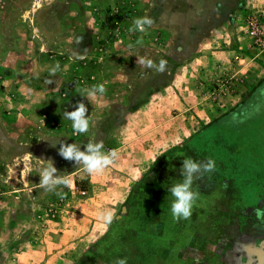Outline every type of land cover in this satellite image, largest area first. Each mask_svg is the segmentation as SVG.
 Masks as SVG:
<instances>
[{"label": "rangeland", "instance_id": "rangeland-1", "mask_svg": "<svg viewBox=\"0 0 264 264\" xmlns=\"http://www.w3.org/2000/svg\"><path fill=\"white\" fill-rule=\"evenodd\" d=\"M143 16L155 19L147 34L130 32ZM100 83L103 97L80 95ZM80 101L83 134L62 118ZM217 124L249 135L214 127L215 145L264 154V0H0V264H264V214L240 232L223 184L202 194L195 181L192 216L172 217L183 148ZM60 139L102 141L118 158L89 175L51 147ZM48 159L70 180L62 198L39 183ZM244 185L254 195L256 182ZM106 209L110 225L97 217Z\"/></svg>", "mask_w": 264, "mask_h": 264}, {"label": "clouds", "instance_id": "clouds-1", "mask_svg": "<svg viewBox=\"0 0 264 264\" xmlns=\"http://www.w3.org/2000/svg\"><path fill=\"white\" fill-rule=\"evenodd\" d=\"M155 23V19L150 16L137 17L133 20V25L129 29L130 32L138 31L142 34H147L148 28ZM136 43L142 45L143 37H140ZM132 47V45H130ZM86 51V50H85ZM85 51H78L77 58L83 59ZM137 63L144 66L147 69H153L161 74L167 70V61L160 60L159 63H155L151 59L145 57H137ZM67 66H65L66 70ZM62 71L59 62L51 67L49 74L54 77L58 72ZM49 85L56 83L54 79H48ZM106 86L104 83L93 85L91 88L80 90V95L86 97L88 101L90 99H98L106 94ZM74 107V110L63 111V119L71 121V126L74 132L83 134L89 131L91 126V118L88 115V107L85 103L80 101ZM59 144L58 154L65 160L74 161L75 164H82L84 170L89 175H102L104 171L113 165L117 158L118 152L115 149H110L105 152L102 141L95 143H87L83 150H81V144L66 143L64 140H58L51 142V147L55 148ZM47 167L43 168L40 172V185L45 191L54 192L57 196L62 198V192L57 191L61 187H67L70 185V180L62 175L61 172L54 166V161L51 159L46 160ZM216 169V163L213 159L206 160H194L191 157H187L183 160L182 166L179 169L181 180L172 184L168 188V192L173 197L171 203V214L174 220L179 221L181 219L187 220L192 216V210L194 203L199 197V193L193 190V184L195 181L204 180L206 175H210ZM227 187V185H225ZM97 217L100 221L106 225H110L114 219V213L110 209L102 210L97 213ZM113 264H127L126 258H118Z\"/></svg>", "mask_w": 264, "mask_h": 264}, {"label": "crops", "instance_id": "crops-1", "mask_svg": "<svg viewBox=\"0 0 264 264\" xmlns=\"http://www.w3.org/2000/svg\"><path fill=\"white\" fill-rule=\"evenodd\" d=\"M86 101L88 100L86 99ZM214 127H217L224 133H230V135L237 131L239 132L238 137L241 139L244 138V135H249L246 129L247 125L226 127L224 124H217L204 129L201 133L192 138L187 146H184L183 150L186 158L191 157L197 161L206 160L209 156L216 157L219 162L220 171L215 169L213 173L206 175L204 180L197 181V191L206 194L217 189L222 184L223 185L220 187L221 189L223 186L225 187V185H227L225 189L231 194L230 198L234 206V220L239 223L238 230L241 232L249 227L252 228V215L257 213L264 214V154L250 161L249 159L244 158L245 154L243 151H238L239 148L237 151H233L223 142L217 143L220 144V146L215 145L216 143L213 139L215 135L213 134L218 132V130ZM238 137L237 139H239ZM239 143L241 144L240 148L242 150L249 147L246 143L242 144L241 140ZM213 151L216 152L211 155V152ZM239 170L243 171V173H241L243 176L245 175V179L242 177L236 179L235 174L238 172L234 173V178L231 176L233 171ZM250 181L252 184L256 182V192L254 195H250L246 198L242 192V185ZM245 188L246 186L244 185V190Z\"/></svg>", "mask_w": 264, "mask_h": 264}, {"label": "built area", "instance_id": "built-area-1", "mask_svg": "<svg viewBox=\"0 0 264 264\" xmlns=\"http://www.w3.org/2000/svg\"><path fill=\"white\" fill-rule=\"evenodd\" d=\"M252 25V31H251V34L252 35H256L257 34V24H255L254 22L251 23ZM256 33V34H255Z\"/></svg>", "mask_w": 264, "mask_h": 264}]
</instances>
